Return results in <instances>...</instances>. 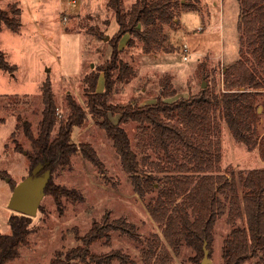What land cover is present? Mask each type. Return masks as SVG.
Segmentation results:
<instances>
[{"label": "rangeland", "instance_id": "1", "mask_svg": "<svg viewBox=\"0 0 264 264\" xmlns=\"http://www.w3.org/2000/svg\"><path fill=\"white\" fill-rule=\"evenodd\" d=\"M108 1L0 0L3 9L19 6L22 22L18 31L0 22V48L10 63L18 66L14 73L0 68V73L5 74L4 78L0 74V170H6L10 176H0V233L11 232L9 218L17 213L9 207L13 191L10 181L18 183L33 171L28 153L34 147L24 133L23 122L29 121L34 133L38 134L44 108V81L50 78L58 118L66 119L70 112L67 94H72L87 108L85 76L96 73L99 77L104 76L100 68L111 61L113 48L110 41L119 25ZM135 1L124 0V8L129 10ZM187 1L196 7L185 6ZM173 10L177 18L164 24L166 40L160 49L146 52L142 41L135 38L136 44L129 46L128 37L123 36L119 56L133 67L135 75L130 81L115 83L110 102H155L167 75L171 79V88L176 91L175 95L164 97L169 101L198 93L203 88V81L216 92L224 91L226 70L240 58L252 68L256 66V72L264 78V65L255 64L245 31L240 27L239 0H173ZM200 25L204 29L198 32L196 29ZM127 36L130 38V34ZM184 43L189 46V59L183 57ZM206 74L208 76L204 78ZM117 75L116 71L114 77ZM103 78L98 79L100 91L105 88ZM258 91L256 126L263 136L264 88ZM112 118L118 121V116ZM214 119L217 129L213 133L212 172L264 167L258 146L249 149L238 141L218 112L214 113ZM174 121L178 122L177 119ZM122 126L128 131L146 173L140 174V180L135 181L123 169L113 140L88 113L84 124L74 128L72 140L77 144L90 143L104 162L105 172L81 153L73 155L70 167L57 169L50 177L52 181L76 189L83 198L74 200L63 196L58 203L53 195L45 192L32 218L29 245L22 247L20 256L8 264H49L58 251L81 244L77 237L86 234L93 222L101 221L107 213L112 218L123 217L135 224L138 235L114 231L109 241L103 239L92 244V252L120 250L134 264H204L207 248L208 264H223V246L232 229L228 212L216 218L208 231V239L198 246L193 242L195 237L189 238L182 230L174 232L149 210V204L157 206L167 176L194 173L196 168L190 150L178 143L168 152L164 151L154 141L148 124L141 126L129 121ZM57 129L58 126L54 135ZM15 140L23 151L16 149ZM181 164L190 169L180 168ZM182 199L180 197L177 202ZM191 220H194L193 216ZM238 224L244 226L245 222L238 219ZM69 264L85 262L74 259ZM114 264L120 262L115 260ZM243 264H264V258L262 254L250 256Z\"/></svg>", "mask_w": 264, "mask_h": 264}, {"label": "trees", "instance_id": "2", "mask_svg": "<svg viewBox=\"0 0 264 264\" xmlns=\"http://www.w3.org/2000/svg\"><path fill=\"white\" fill-rule=\"evenodd\" d=\"M108 4L115 11L119 29L110 41L113 48L111 61L100 68L104 73L105 88L103 91L97 89L98 73L85 76L87 108L72 94H67L70 112L66 119L59 120L51 80L47 78L44 81V108L38 134L34 133L29 121L23 122L24 133L34 147L28 153L32 169L41 162L42 172L49 170L52 175L59 168L70 167L73 155L81 153L101 172H105L104 162L90 143L77 144L72 140L74 128L84 124L90 113L113 140L123 169L138 181L140 174L146 171L122 124L129 121L141 126L148 124L160 148L168 152L173 144H183L190 150L196 168L194 173L167 176L157 206L149 204L154 217L165 222L174 232L182 230V233H188L189 238L195 237L193 242L199 246L208 239V231L216 218L228 212L232 229L223 246V264H243L250 256L259 254L264 258V167L248 171L231 168L225 173L216 174L212 172L211 166L213 133L217 129L214 121L216 112L225 120L238 141L245 143L249 149L258 146L264 160V135L260 136L256 126L257 95L260 93L258 90L264 88L263 76L258 75L256 66L252 68L244 58H240L226 70L224 91L216 92L207 85L196 94L169 101L164 97L175 95L176 91L171 88V79L167 75L161 82L163 89L155 102L140 104L132 100L126 104L112 103L110 97L115 83L130 81L135 75L133 67L119 56L123 36L130 34L127 41L129 46L136 44L135 38L142 41L146 52L160 49L166 40L164 24L174 22L177 16L173 10V0H136L129 10L124 8V0H109ZM239 5L240 27L245 31L250 53L255 64L264 65V0H239ZM185 6L196 7L189 1L185 2ZM20 15L19 6L0 8V22L14 31L21 27ZM91 32L94 33V30ZM0 68L11 73L18 68L16 64L10 63L2 49ZM116 71L118 75L115 78ZM204 76L207 78L208 74ZM112 116H118V121L115 122ZM15 142L16 149L23 151L21 144ZM153 164L159 165L156 162ZM179 166L187 167L182 164ZM0 176L10 177L6 170H0ZM10 183L12 189L17 184L14 180ZM45 192L53 195L58 203L63 196L74 200L83 198L76 189L55 184L51 178ZM180 197L183 199L178 203ZM192 216L194 220H191ZM32 218L19 212L10 216L11 232L0 233V264H8L16 259L22 247L29 245ZM238 219H243L245 225H239ZM114 231L138 235L135 224L123 217L112 218L107 213L101 221H94L86 234L77 237L81 244L58 251L49 264H69L74 259H80L85 264H114L115 260L120 264H134L120 250L109 253L90 250V246L99 240L109 241ZM168 236L171 235L168 233Z\"/></svg>", "mask_w": 264, "mask_h": 264}, {"label": "water", "instance_id": "3", "mask_svg": "<svg viewBox=\"0 0 264 264\" xmlns=\"http://www.w3.org/2000/svg\"><path fill=\"white\" fill-rule=\"evenodd\" d=\"M106 38H109V36ZM202 87H207L206 81H203ZM42 169L43 164L40 162L33 168L29 176L15 185L9 200V207L12 210L29 216L36 215L45 194V188L51 177L49 170L42 172ZM7 180L9 181L10 178H7ZM207 253L208 249L205 248L204 264H208L209 262Z\"/></svg>", "mask_w": 264, "mask_h": 264}, {"label": "built area", "instance_id": "4", "mask_svg": "<svg viewBox=\"0 0 264 264\" xmlns=\"http://www.w3.org/2000/svg\"><path fill=\"white\" fill-rule=\"evenodd\" d=\"M200 29H202V27ZM183 51L185 53L184 56H183L184 59H189L191 57V53L189 51V46H188L187 43H184V45H183Z\"/></svg>", "mask_w": 264, "mask_h": 264}, {"label": "crops", "instance_id": "5", "mask_svg": "<svg viewBox=\"0 0 264 264\" xmlns=\"http://www.w3.org/2000/svg\"><path fill=\"white\" fill-rule=\"evenodd\" d=\"M202 27V29H200ZM203 29H204V27L202 26V25H200V26H198L197 27V29H196V31H198V32H201V31H203ZM124 37H128L127 39H129V36H127V34H125L124 35ZM1 49V48H0ZM3 50V49H2ZM4 51V50H3ZM5 52V51H4ZM6 54V53H5ZM202 58H200L199 60H198V62L201 60ZM3 70V69H2ZM0 74H3L1 77H5V74L3 73V72H1ZM102 78L104 77V76H101ZM101 77H99V80H100V78ZM104 79V78H103ZM105 83V82H104ZM98 85H99V82H98ZM100 91V90H99Z\"/></svg>", "mask_w": 264, "mask_h": 264}]
</instances>
